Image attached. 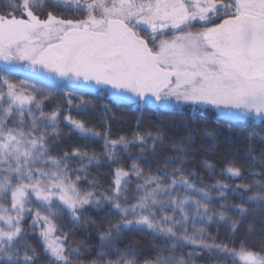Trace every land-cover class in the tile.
<instances>
[{
  "label": "snow or ice",
  "instance_id": "6c2138e0",
  "mask_svg": "<svg viewBox=\"0 0 264 264\" xmlns=\"http://www.w3.org/2000/svg\"><path fill=\"white\" fill-rule=\"evenodd\" d=\"M0 264H264V0H0Z\"/></svg>",
  "mask_w": 264,
  "mask_h": 264
},
{
  "label": "trees",
  "instance_id": "16d2710c",
  "mask_svg": "<svg viewBox=\"0 0 264 264\" xmlns=\"http://www.w3.org/2000/svg\"><path fill=\"white\" fill-rule=\"evenodd\" d=\"M169 113V114H168ZM75 115V112H73ZM138 113H128L124 115L117 114L116 118L111 121V134L113 137L118 135H131L134 130H136V117ZM175 116L179 117H187L186 114L180 112H172V111H148L144 114V121L146 125L154 124L157 119H160L161 116ZM99 113H94L88 117L89 125L94 126L98 131H102L104 128V124L101 120L98 119ZM209 124V122H207ZM73 143L87 144L89 146V150H94L97 153L102 151L103 141L101 139L83 141L79 140L78 137L73 135L71 138L66 139L62 142V146H69ZM105 171H108V167H104Z\"/></svg>",
  "mask_w": 264,
  "mask_h": 264
},
{
  "label": "rangeland",
  "instance_id": "374dc122",
  "mask_svg": "<svg viewBox=\"0 0 264 264\" xmlns=\"http://www.w3.org/2000/svg\"><path fill=\"white\" fill-rule=\"evenodd\" d=\"M168 114H169V113H168ZM186 118H187V117H184V116L177 118V117H175V116H167V115H164V116H161L160 119H157V121H156L154 124H152L151 126H154V125H156V124H165V125H167V126L170 127V126H172V125H174V124H179V123L181 122L182 119H186ZM207 122H209V124L211 123L210 120H208V121H202L201 123L207 125ZM136 126H137V124H136ZM149 126H150V125H149ZM146 127H148V126L146 125V122L144 121V122H143V125H142L141 128H140V130L142 131V130H144V128H146ZM227 136H228V133L226 132V130H222V131L220 132V134H219V136H218V144H219V148H220V150L216 153L215 156L211 157V159H213V160L219 162V160H220V156H221V155L223 154V152L226 150V144H225V141H226V137H227ZM199 140H200V138H199V136H198V142H199ZM207 142H208V141H207V138H204V143H207ZM104 167H105V166H102V167L99 168L98 170L95 169V168H93V169H92V174H96V172L98 171L101 177H106L107 174H108V171H105V170H104V169H105ZM109 179H110V178H109ZM107 184H108V181H107V180H104V186H105V187H107ZM211 231H212L213 233H215V231H216V227H215V226H212ZM224 235H225V234H224V230L221 228V229H220V237L223 239V238H224ZM239 239H240V236L238 235V236L236 237V240L238 241Z\"/></svg>",
  "mask_w": 264,
  "mask_h": 264
}]
</instances>
